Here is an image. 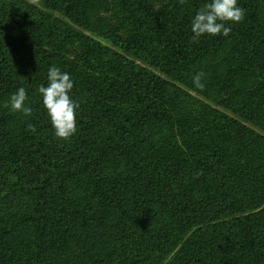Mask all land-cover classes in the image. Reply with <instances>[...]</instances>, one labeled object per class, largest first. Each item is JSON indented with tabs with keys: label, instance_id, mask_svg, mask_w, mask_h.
I'll use <instances>...</instances> for the list:
<instances>
[{
	"label": "trees",
	"instance_id": "obj_1",
	"mask_svg": "<svg viewBox=\"0 0 264 264\" xmlns=\"http://www.w3.org/2000/svg\"><path fill=\"white\" fill-rule=\"evenodd\" d=\"M204 3L115 0L112 25L99 16L104 0H0V264H160L152 244L177 241L165 264H264V234L249 213L264 152L250 150L249 128L230 132L228 114L179 111L167 92L221 43L263 44L258 0H238L244 19L227 37L193 41ZM249 54L264 66V50ZM51 65L70 74L79 104L67 140L54 137L37 91ZM257 76L255 88H219L241 118L263 103L254 119L264 124V71ZM19 87L30 116L8 104ZM211 115L220 118L201 125ZM153 125L167 128L155 146L145 139Z\"/></svg>",
	"mask_w": 264,
	"mask_h": 264
},
{
	"label": "rangeland",
	"instance_id": "obj_2",
	"mask_svg": "<svg viewBox=\"0 0 264 264\" xmlns=\"http://www.w3.org/2000/svg\"><path fill=\"white\" fill-rule=\"evenodd\" d=\"M106 5L104 8H101L99 11V16L104 18V20L112 25H117L119 23V16L113 10V4L115 0H104ZM259 11H261L264 17V0H258ZM264 23V19H263ZM127 30V28H126ZM128 31V30H127ZM127 32L125 31L124 35ZM263 44H260L259 39L252 40V38H243L241 36L233 37L230 40L221 43L214 50H211L207 56L197 64L195 67H192L189 71L183 72L182 74H177L170 80V86L167 88L168 95L174 96L177 94V99L180 102L179 111H189L191 115L198 114L199 111L204 107L208 112L218 111L222 115H227L226 117L230 118L233 123H229L228 127L230 132H237L239 129L236 123L243 125L249 128L252 133H248V138L252 140L253 147L250 150L255 153L264 152V124L260 123L259 120L254 119V114L260 111L263 107V103H257L255 106H249L252 110V115L245 116V118H241L237 115H233L229 110L235 111L236 113H240L238 110V104L231 100V97L224 96V92L219 88V85L224 87L228 82L229 85L235 84L236 86L242 85L243 87L255 88L256 86V77L258 70L264 71V66L262 63L257 64L256 60L252 61L248 59L249 53H255L258 50H264V35L262 36ZM251 56V55H250ZM256 57V56H255ZM202 71L206 74L205 78H203V83L205 85L203 90L195 89L192 84V76L196 73ZM214 71V72H213ZM250 72V73H249ZM232 75L231 78H228L226 75ZM233 80V81H232ZM231 90V87H229ZM233 89V88H232ZM220 90V91H219ZM186 93L192 97V99H186L185 97H181L180 95ZM205 95V96H201ZM194 99L198 100V102H194ZM227 100V101H226ZM236 101L238 99H235ZM261 100V99H259ZM223 107H221V106ZM202 107V108H201ZM227 107V108H224ZM208 108V109H207ZM229 109V110H228ZM235 109V110H234ZM240 111H242L240 109ZM178 113V111H177ZM180 113V112H179ZM220 118V116L211 115L207 119L200 120L201 125H213V123ZM214 119V120H213ZM222 120H224L222 118ZM247 121V122H246ZM251 121H255L253 126L250 125ZM259 127V129H258ZM151 129L146 133L145 139L151 138V142L155 145H158L164 139V135L166 133V125H153L150 127ZM252 135V136H251ZM263 137V138H261ZM247 140V139H246ZM260 157H264V154L257 156V159ZM255 164H259L255 159L253 161ZM259 173V177H257V184H264V164L257 166ZM228 175V174H227ZM244 182L237 181L236 184H241ZM234 188L236 192L242 191L243 186L236 185ZM260 186V190L256 192L255 197H253L254 204L256 205L252 211H249L250 215H252L251 220L254 223L260 224L256 226V229L259 230V235L264 234V185ZM234 191V197L236 198V193ZM76 203V202H75ZM221 213H226V210H223ZM229 213V212H228ZM242 213L235 214L234 216L240 217ZM225 224L219 225L218 231L225 229ZM181 241H177L174 243H167L168 247H160L162 244H152V248L150 250L151 253H160L162 254L161 259L159 260L160 264H165L170 257L174 256L179 252ZM160 251V252H158Z\"/></svg>",
	"mask_w": 264,
	"mask_h": 264
},
{
	"label": "clouds",
	"instance_id": "obj_3",
	"mask_svg": "<svg viewBox=\"0 0 264 264\" xmlns=\"http://www.w3.org/2000/svg\"><path fill=\"white\" fill-rule=\"evenodd\" d=\"M244 15L245 10L238 5V0H205L203 7L195 12L190 21L191 39L197 41L202 36L217 35L227 37L231 32V25L241 22ZM205 76L202 71L192 76L195 89H204L202 81ZM46 79L47 84L40 85L37 91L41 96L54 137L67 140L77 130L76 115L79 104L70 95L73 80L69 73L61 71L55 65L48 67ZM27 100L25 88L19 87L9 96L8 104L13 112L30 116L32 108L26 103ZM29 128L32 129V126L29 125Z\"/></svg>",
	"mask_w": 264,
	"mask_h": 264
}]
</instances>
